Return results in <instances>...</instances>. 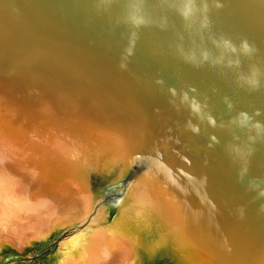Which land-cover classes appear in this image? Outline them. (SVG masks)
<instances>
[{"label": "bare ground", "instance_id": "1", "mask_svg": "<svg viewBox=\"0 0 264 264\" xmlns=\"http://www.w3.org/2000/svg\"><path fill=\"white\" fill-rule=\"evenodd\" d=\"M3 46L0 41V173L14 171L16 179L0 180V188L14 203L19 200L17 196L23 195L19 234L41 231L44 225L62 216H75L81 210L79 201L66 190L69 187L66 171L60 170V195L51 200L48 209L41 214L46 221L32 226L34 214L41 216L36 210V197L45 187L43 160L50 155L62 156L58 147L64 145L63 130L66 129L70 138L81 140L82 148L78 145L81 152L71 162L78 160L79 163L75 180L79 174H87L83 181L91 185V201L95 181L87 172L93 165L96 167L97 155H103L104 160L108 159L115 166L102 176L105 180L112 176L120 178L136 159L158 149L159 142L167 144V151L186 148L198 158H174L166 154L149 163L127 189L129 192L132 186L134 189L144 179L149 180L146 188H136L128 200L126 207H133L136 202L141 205L131 209L129 219L122 220L126 221L127 229L118 232L126 236L110 244L105 233L95 231L94 237L79 238L76 242L77 246L79 241L83 242L78 246L84 252L82 255L66 253L64 260L76 264H155L156 258L141 251L142 245L152 243L161 251L169 249L170 245L173 254L179 255L173 264L250 263L229 254L228 249L238 245L243 253L247 250L249 253V249L253 250L264 239V230L260 228L264 224V208L251 207V204L247 207L237 190L227 184V172L222 173L214 163V157H218L228 168L236 167L239 162L234 149L213 145L212 150H204L184 139L175 119L179 114L177 106L168 96L147 99L144 105L133 102L126 93L122 95L111 85L112 80L97 75L91 64H75L59 53L53 57V52L42 46L38 47V52L12 51ZM96 127H101V132ZM128 192L116 205V213ZM97 195L105 200L103 189ZM27 202L30 203L28 208ZM250 207L257 217L251 216ZM103 212L102 208L96 213H101L99 224L106 225L116 218V214L111 216V213L105 218ZM10 225L7 221V227ZM136 233L143 239H133Z\"/></svg>", "mask_w": 264, "mask_h": 264}, {"label": "water", "instance_id": "2", "mask_svg": "<svg viewBox=\"0 0 264 264\" xmlns=\"http://www.w3.org/2000/svg\"><path fill=\"white\" fill-rule=\"evenodd\" d=\"M130 3L0 0V41L12 51L38 52L42 46L53 57L59 53L75 64H91L97 75L112 80L111 85L133 102L143 104L168 96L177 106L175 119L184 139L204 150L215 145L234 149L236 167L228 168L218 157L214 163L222 173L227 172V184L237 190L247 207L264 208V0H196L200 11L194 21H185L179 14V0H144L148 23L139 28L126 23ZM133 31L137 36L133 51L124 60ZM224 41L236 51L225 50ZM245 43L247 53L242 48ZM190 56L194 59H188ZM122 62L125 68H121ZM243 116L249 118L246 125L240 123ZM156 146L158 149L136 159L120 178L103 187L111 216L131 180L149 163L166 154L198 158L186 148L170 152L167 144ZM251 207L249 213L257 217ZM260 228L264 230V224ZM167 250L156 256L155 264L176 263L179 255ZM228 252L244 258L245 263L264 264V239L249 253L238 245L229 246Z\"/></svg>", "mask_w": 264, "mask_h": 264}, {"label": "rangeland", "instance_id": "3", "mask_svg": "<svg viewBox=\"0 0 264 264\" xmlns=\"http://www.w3.org/2000/svg\"><path fill=\"white\" fill-rule=\"evenodd\" d=\"M96 128L99 132H101L102 130L101 127H96ZM64 131L66 132L67 130L66 129L63 130L64 145L58 147L62 153V156L55 155L56 156L55 157L54 155L53 156L50 155V156H47L46 159L43 160V165H44V168L46 169V173L43 179V184L45 187H44V190H42V193L39 196L37 195L36 197V202L38 203L36 210H37V213L41 215L44 211L48 209V207L52 203L51 200L59 197L60 195L59 171L60 170L66 171L65 176H66L67 184L69 185V187H67L66 190L69 191L70 194L73 195V197L77 201H79L81 205V210L75 216L74 215L68 216V217L62 216L56 222H53L52 224L48 226L47 224L44 225L41 231L29 232L28 230L25 233L22 231L23 234L22 233L19 234V228H20L19 219L21 216V213L19 210L20 208L23 209V206H21L22 202H20V198L23 195L20 194L19 196H17L19 200L14 203L9 195L7 194L3 195L4 191L0 188V221L6 222V223L8 221V223L11 224L10 225L11 227L10 226L6 227L7 233L5 232L2 235H0V264H42L44 261L49 260V259L54 260V262H60L61 258L65 256V253L72 254L73 256H80L84 252L78 246L79 245L82 246L83 242L79 241L78 246L76 242L78 241L79 238L87 239V238H92L96 235V234L94 235V233L95 231L98 232L97 230L90 231L87 233H85L83 230L91 229L99 224V220L102 221V219L99 218V216H101L100 215L101 213L96 214L98 210L103 208L104 217L109 218L110 216L109 205L106 204L105 200H103L101 196H98L97 194H100L103 187L109 184L110 181L117 180L119 178L118 176L117 177L112 176L109 180H105L102 178V176L107 175L110 170L111 171L114 170L115 166H113L112 163L108 161V159L104 160L103 155H99V156L97 155V160L95 161L96 167L93 165L91 171L88 170L89 172H87L89 174L91 173L90 177L92 178L94 177V181H95L93 182L94 194L92 198V201H93V204H92V201H91L92 193L90 192L91 185L89 184V182H86L87 180L83 181V177H85L87 174L86 175H84V173L79 174L82 179L78 175L75 180L74 175L76 174V171H77L76 168L79 165V163H78V160L71 162L72 158H74L75 160V155L81 152V150L78 147V145L81 146V140L80 138H77V137L73 139L74 136L73 138H70L68 131L66 133ZM82 155L84 156L83 152H82ZM60 157H62L63 159ZM80 158H81V155H80ZM73 165L74 166L77 165V166L73 167ZM68 169L69 170L71 169V170L69 171ZM14 175H15L14 171H7V173H0V180L4 182L15 180L16 177ZM69 177L72 178V180ZM104 183H107V184H104ZM84 184H85V187H84ZM148 185H149V180L144 179L141 185H138L134 189L132 186V188L128 192V196L126 197L124 203L121 204L120 208L118 209L116 213V218L112 220V222H109L106 225L109 227L117 226L119 223L122 222L123 219H129L127 215L131 211V209L133 207L135 208L141 205L140 202H136L133 207H126V205L128 204V200L131 198V194L135 192L136 188L137 189L140 188V190H142L146 188ZM79 186H81V188ZM147 198L149 199V196ZM141 199L146 200V197L145 198L142 197ZM28 202L25 205L27 208L30 207V203ZM122 208H124V210H122ZM106 212H109V213H106ZM34 216H35V219H34L35 221L33 222V225H32L33 227L40 226L41 223H43V221H46L44 214L41 216L34 214ZM12 231L16 232L15 234H13V236L11 235ZM63 232H67L64 235L65 237L61 238V240L58 243L52 244ZM105 234L107 235V238H108L107 243L109 242L110 244L114 240L121 238V237L124 238L123 236H126V234L123 235L119 233L118 231L112 232L111 234H107V233ZM34 236H40L41 238L39 240H36L34 244L31 245L29 241ZM134 236L135 237H132V238L136 239L137 241L143 239L140 233H136ZM6 246H8V248H5ZM142 246L143 247L141 248V251H144L148 255L149 254L152 255V257L154 258H156V256L158 255L157 252L158 253L163 252L159 249H156L154 245H152V243L142 245ZM166 249L168 248H165V250ZM46 250L49 251L50 253L49 255H44L42 257L39 256L41 258L36 257V254L38 256L40 255V253H43ZM162 250H164V248ZM168 250H171L172 252L174 251L172 250L170 245H169ZM27 256H29L30 258L27 260L22 259V257H27ZM32 256H35V257H32ZM68 261H71V260H68ZM70 263L76 264L75 262H72V261ZM57 264H61V262Z\"/></svg>", "mask_w": 264, "mask_h": 264}, {"label": "clouds", "instance_id": "4", "mask_svg": "<svg viewBox=\"0 0 264 264\" xmlns=\"http://www.w3.org/2000/svg\"><path fill=\"white\" fill-rule=\"evenodd\" d=\"M143 3L144 0H131L126 16V23L130 24L133 28H139L140 26L148 23L146 14L144 13ZM177 10L185 21H194L197 13L200 11V9L197 7L196 0H179V7ZM204 10L206 11V6ZM136 38V32L133 31L130 36V46L124 50V60H127L128 56L132 54V45H134ZM223 47L225 50H231L232 52L236 51V49L228 41L223 42ZM242 48L245 53L249 51L248 45L246 43L242 45ZM202 55L205 60L208 59L207 52L202 53ZM188 59H194V56H190ZM120 66L121 68H125L126 64L122 62ZM248 119L249 118L247 116H243V119L240 121L241 125H246ZM256 127L259 128V125H256Z\"/></svg>", "mask_w": 264, "mask_h": 264}, {"label": "flooded vegetation", "instance_id": "5", "mask_svg": "<svg viewBox=\"0 0 264 264\" xmlns=\"http://www.w3.org/2000/svg\"><path fill=\"white\" fill-rule=\"evenodd\" d=\"M133 223H135V224L139 223V225H141L140 222H137V221L133 222ZM6 227H7V223L3 222V221H0V235H2L5 232L7 233V231H6L7 228ZM126 227H127V224H126V221H124V222L119 223L117 226H112V227H109V226H106V225H102V224H98V225H96L95 227H93L91 229H86V230H83V231L85 233H87V232H90V231L97 230V231H100V232H103V233L111 234L112 232H116V231H119V230L127 229ZM11 235L13 236V234H11ZM40 238H41L40 236H34L33 238H31V240L29 242H30L31 245H33L34 242L36 240H39ZM5 248H8V246H6ZM49 254H50L49 251L46 250L42 254L40 253V255H38L36 257H39V256L42 257L44 255H49ZM65 255H66V253H65ZM41 257H39V258H41ZM71 261L64 260V256L60 260L61 264H73V263H70ZM60 262H54V260L49 259V260L44 261L42 264H57V263H60ZM79 264H83V263L79 262Z\"/></svg>", "mask_w": 264, "mask_h": 264}]
</instances>
